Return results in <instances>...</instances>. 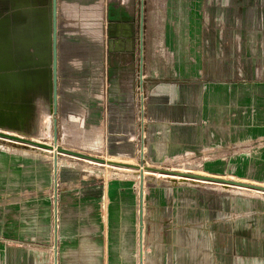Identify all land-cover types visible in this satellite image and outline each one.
Masks as SVG:
<instances>
[{
    "label": "crops",
    "instance_id": "crops-1",
    "mask_svg": "<svg viewBox=\"0 0 264 264\" xmlns=\"http://www.w3.org/2000/svg\"><path fill=\"white\" fill-rule=\"evenodd\" d=\"M186 1L179 0L180 24L171 30L176 47L149 35L163 28L156 24L140 25L135 46L132 12L119 26L126 35L109 37L118 54L106 58L105 136L139 138V160L151 163L188 154L246 161L262 137L264 176V72L246 80L219 76L220 64L264 66V0L262 41L246 54L231 47L223 54L217 25L182 24L213 17ZM135 47L140 58L132 56ZM25 150L0 146V264H264V197L185 182L143 184L140 223L139 181L107 177L106 169L80 173L60 154L54 188L52 153ZM209 171L216 176L218 164Z\"/></svg>",
    "mask_w": 264,
    "mask_h": 264
},
{
    "label": "rangeland",
    "instance_id": "rangeland-1",
    "mask_svg": "<svg viewBox=\"0 0 264 264\" xmlns=\"http://www.w3.org/2000/svg\"><path fill=\"white\" fill-rule=\"evenodd\" d=\"M212 10L213 17H187L182 24H213L218 26L219 46L223 54L227 53L228 47L246 54L250 46H258L262 41V0H187L189 5L202 10ZM142 8V29L152 24L162 26L149 35L154 40H165V46L176 47L175 37L171 30L178 24L179 0H57V24H58V110L55 118L57 120V143L58 145L93 155L104 160H112L128 164H139L149 168H156L161 172L149 170L120 167L108 164H100L94 161H87L69 155H60L62 164L68 168L77 169L80 173H86L89 168L106 169V176L115 174L131 176L139 181L142 174L144 186L161 184L191 183L211 189L219 193H236L247 196L264 197V192L255 189H246L241 186H228L215 183L185 178L180 173H191L202 176H209V169L218 164L219 171L216 178L237 181L244 184L264 188V176H262V137L252 141V144L261 142L251 150L250 160L246 161H209L197 155H183L165 159L159 163H151L146 160H139L142 152L141 142L131 141L130 134H123V137L113 140L105 136V121L103 118L106 94L109 87V66L106 65V58L118 54L115 48L107 45L109 37L122 38L126 33H121L120 25L125 22L127 16L133 14V39L135 46L137 32L140 28V12ZM188 9V8H187ZM112 13V14H111ZM217 13V15H215ZM168 27L169 32H164ZM114 33H111L113 30ZM112 30V31H111ZM163 30V31H162ZM142 32V40L144 38ZM148 35V34H147ZM184 35V34H183ZM197 37L200 34H186ZM209 35V34H205ZM62 36H66L69 50L61 49ZM170 38V39H169ZM193 41V40H192ZM143 45V43H142ZM194 45V44H193ZM164 45H160L163 47ZM143 53V48H142ZM117 52V53H116ZM64 55L74 60L72 66L64 69L61 59ZM119 55L124 53L120 50ZM133 57L140 58L137 48H134ZM143 56V54H142ZM242 56V55H241ZM180 67V66H179ZM186 68V66H183ZM193 68L194 66H187ZM138 65H134L132 74L136 78L134 88H138L137 94L142 95V90L137 84ZM264 72V66L252 64H220V79L238 78L247 79L252 75H260ZM143 73V72H142ZM108 80V81H107ZM65 101L67 108L64 115L61 111V104ZM75 107L77 111L69 108ZM73 114L76 117L75 126L80 130L78 136L69 135V125L66 117ZM52 113L48 110L47 103L38 101L36 104L34 118L32 119L30 131L27 134L20 132L0 130L3 132L23 136L42 143H52ZM141 137V133L139 134ZM115 142V143H114ZM140 142V143H139ZM3 144V145H2ZM0 146L16 150L30 148L22 143L0 139ZM44 154H51L48 150L33 149ZM28 151V150H25ZM242 155V154H240ZM264 163V162H263ZM243 168L245 170L243 171ZM92 169V170H93ZM244 172V175H236L237 172ZM98 172H91V175ZM210 177V176H209Z\"/></svg>",
    "mask_w": 264,
    "mask_h": 264
},
{
    "label": "water",
    "instance_id": "water-1",
    "mask_svg": "<svg viewBox=\"0 0 264 264\" xmlns=\"http://www.w3.org/2000/svg\"><path fill=\"white\" fill-rule=\"evenodd\" d=\"M49 15L44 14V26H43V45L40 47L41 55L45 58L40 61V65L43 66L37 68L34 72V79L22 78V70L19 67L12 65L0 64V130H9L27 134L30 131L32 119L34 118V112L38 101L46 102L52 113V143H42L23 136L0 131V139L22 143L25 146L37 149H45L52 153V166L54 176V188H56V171H57V159L58 155H69L72 157L81 158L87 161H94L100 164H108L120 167L144 169L153 172H161L156 168H149L140 166L139 164H128L123 162H116L112 160H104L102 158L85 154L79 151L64 148L57 143V120L55 115L58 110V56H57V0H49ZM30 4L22 2L20 4H11L10 11L6 14L5 18L0 21V50L3 53L11 51L16 47L17 39L15 36L11 37L9 28L10 21L14 18V23L20 18L21 14H25L24 18H27V12L30 11ZM31 7H35L33 4ZM43 11L46 10L45 3L42 4ZM14 16V17H13ZM140 25L142 28V8L140 12ZM8 26V28H7ZM140 42H142V32L140 31ZM142 49V44H140ZM33 49H35L33 47ZM2 57V59H3ZM140 78L142 77L140 71ZM185 178H191L206 183H215L235 187V185L244 186L246 189H260L264 192V188L240 183L237 181H231L226 179H220L212 176H202L191 173H180ZM142 174L140 175L139 186V218L141 223L142 215ZM56 191L54 192V202L56 200Z\"/></svg>",
    "mask_w": 264,
    "mask_h": 264
},
{
    "label": "flooded vegetation",
    "instance_id": "flooded-vegetation-1",
    "mask_svg": "<svg viewBox=\"0 0 264 264\" xmlns=\"http://www.w3.org/2000/svg\"><path fill=\"white\" fill-rule=\"evenodd\" d=\"M26 1L31 6L35 4V7L33 8L30 6V11L27 12V18H24L25 14L22 13L20 18L16 20V23H14V18L10 21V36H15L17 39V46L15 48L13 47L11 51H6L4 57L0 50V64L8 65L11 63L22 70V78L29 77L34 79L35 70L40 67L43 68L42 65L38 67L36 64H40V61L43 60L42 58L46 59V57L41 55L40 47L43 45L44 14L46 16L49 15V5H47L49 0H0V21L9 13L11 4H20ZM43 2L46 6L45 11H43L42 8ZM56 40L58 56V27ZM33 47L35 49H33ZM69 48L67 43L62 50L66 51L69 50ZM61 61L62 63L65 61L67 63L74 62V60L68 59L67 55H64Z\"/></svg>",
    "mask_w": 264,
    "mask_h": 264
},
{
    "label": "bare ground",
    "instance_id": "bare-ground-1",
    "mask_svg": "<svg viewBox=\"0 0 264 264\" xmlns=\"http://www.w3.org/2000/svg\"><path fill=\"white\" fill-rule=\"evenodd\" d=\"M66 39H67L66 36H62L61 49H63V47L65 46V44H67ZM72 63H70V62L67 63L66 61L64 63H62V61H61V64H62V66H63L64 69H67V68L71 67L72 66ZM47 108H48V110H51V108H50V106L48 104H47ZM66 108H67V104H66L65 101H63L62 104H61V111H62V114L63 115L65 113V109ZM69 110H71L72 112L73 111H77L76 108L73 107V106L71 108H69ZM66 121H67L66 123H68L69 125H72L71 127H69V133H68L69 135L74 136L73 135L74 133L79 132V130H77V128L75 126V123H76V117H75V115L69 114L68 115V119L66 117ZM235 186H240V185H235ZM241 187H244V186H241ZM255 190H260V189H255ZM260 191H262V190H260Z\"/></svg>",
    "mask_w": 264,
    "mask_h": 264
}]
</instances>
